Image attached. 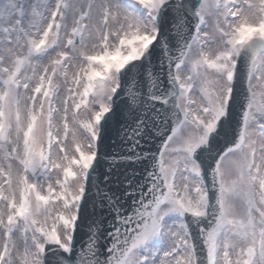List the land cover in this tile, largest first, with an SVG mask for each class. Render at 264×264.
I'll return each mask as SVG.
<instances>
[{
  "label": "snow or ice",
  "instance_id": "snow-or-ice-1",
  "mask_svg": "<svg viewBox=\"0 0 264 264\" xmlns=\"http://www.w3.org/2000/svg\"><path fill=\"white\" fill-rule=\"evenodd\" d=\"M0 264H264V0H0Z\"/></svg>",
  "mask_w": 264,
  "mask_h": 264
}]
</instances>
